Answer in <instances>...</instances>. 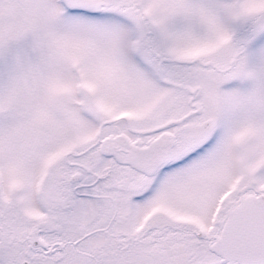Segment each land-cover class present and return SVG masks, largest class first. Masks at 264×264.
Wrapping results in <instances>:
<instances>
[{
  "label": "snow or ice",
  "instance_id": "obj_1",
  "mask_svg": "<svg viewBox=\"0 0 264 264\" xmlns=\"http://www.w3.org/2000/svg\"><path fill=\"white\" fill-rule=\"evenodd\" d=\"M0 264H264V0H0Z\"/></svg>",
  "mask_w": 264,
  "mask_h": 264
}]
</instances>
